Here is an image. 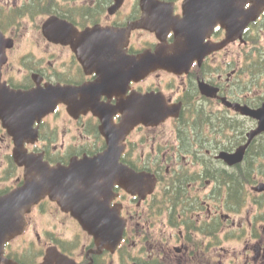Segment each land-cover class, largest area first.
<instances>
[{"label": "flooded vegetation", "instance_id": "obj_1", "mask_svg": "<svg viewBox=\"0 0 264 264\" xmlns=\"http://www.w3.org/2000/svg\"><path fill=\"white\" fill-rule=\"evenodd\" d=\"M185 2L0 0V196L24 182L19 143L52 166L105 154L130 182L100 195L116 214L108 221L124 223L116 247L100 248L71 209L46 195L24 214L0 264H44L49 252L51 264H226L225 240L248 234L255 242L245 245L244 264H264V190L255 188L264 184V132L241 161L222 155L258 126L241 106L264 104L263 57L250 55L264 11L241 38L170 70L159 62L179 38ZM204 5L196 2L189 41L198 49L227 33L220 22L210 29ZM166 109L172 114L159 122L145 116ZM73 202L88 200L77 190Z\"/></svg>", "mask_w": 264, "mask_h": 264}, {"label": "water", "instance_id": "obj_2", "mask_svg": "<svg viewBox=\"0 0 264 264\" xmlns=\"http://www.w3.org/2000/svg\"><path fill=\"white\" fill-rule=\"evenodd\" d=\"M197 1L205 2L203 8L206 10L204 13L209 16L210 29L218 22L227 29L226 38L222 42L200 49L189 43L195 40L191 28L197 15ZM161 5L159 3L156 7L160 8ZM184 9L185 17L178 31L179 38L167 52L162 53L159 62V65L170 70H178L182 65L189 66L196 57L201 58L206 52L219 49L241 38L244 29L257 20L264 11V0H186ZM49 23L50 21L47 22ZM197 50L199 52H196ZM181 56L182 59L179 58ZM241 111L256 118L258 126L248 133V141L235 153H222L223 158L230 164L241 161L252 139L264 132V104L257 109L244 105L241 106ZM171 114L172 112L166 109L146 112L145 116L147 120L155 123ZM104 155L89 160H73L70 166H52L41 156L28 154L19 143L15 150V158L20 165L25 166V176L22 185L0 196V259L5 243L23 231L24 214L46 195L57 199L66 210L71 209L81 225L94 235L100 248L116 247L121 240L124 223L119 219L116 222L108 221L116 218V214L109 209L108 201L100 195L106 197L102 192L108 193L115 182L130 189V182L126 178L128 170L118 164L117 160L106 158ZM154 184L155 178L151 176V186ZM255 188L264 190V184H259ZM77 190L80 191L83 201L88 200L86 204H74L73 197ZM52 249L51 251L55 252ZM49 253L44 264L52 263L50 260L52 253Z\"/></svg>", "mask_w": 264, "mask_h": 264}, {"label": "rangeland", "instance_id": "obj_3", "mask_svg": "<svg viewBox=\"0 0 264 264\" xmlns=\"http://www.w3.org/2000/svg\"><path fill=\"white\" fill-rule=\"evenodd\" d=\"M3 2V4H6V0H1ZM260 36L258 37L259 39V42H258V48H252V51L250 52V55L252 56H255L257 57L259 51H264V25L261 26L260 30ZM250 46H247V51H250ZM261 75H264V73H262ZM264 80V79H262ZM264 145V143L262 144ZM264 159V153H263V156L261 159H259V162ZM259 167V166H258ZM261 175L260 171H256V175ZM258 183H255L254 185H257ZM247 189L249 191H247V194L249 195L248 196V200L250 201L249 202V205L247 206V209H253V206L250 205L251 201H252V196H255L254 195V191L252 190V185H248L247 186ZM36 223L38 224H41V226H50L48 225V223L45 224V221H42V220H37ZM45 224V225H44ZM40 229V227H39ZM64 231V228L61 229ZM73 228L71 227V229L69 228H65V233L67 236H70L73 234ZM255 242V237L252 238L250 236V234H248V236L245 237V239H231V240H225L223 246L226 247V248H229L231 250V253L230 255L228 256V259L226 261V264H244L246 261V257L248 255V251H245L244 250V247L245 245L247 244L248 246H252V244ZM250 255V254H249ZM217 257H218V254H217ZM216 257V259H218ZM218 263V261H217Z\"/></svg>", "mask_w": 264, "mask_h": 264}, {"label": "trees", "instance_id": "obj_4", "mask_svg": "<svg viewBox=\"0 0 264 264\" xmlns=\"http://www.w3.org/2000/svg\"><path fill=\"white\" fill-rule=\"evenodd\" d=\"M251 35L252 34H250V32H248V39H251V40L255 41V38H256L257 35L256 36L252 35V37H251ZM258 57H263V61H264V51H259ZM258 150H260V151H262V153H264V145L259 147ZM254 166H255L254 161L251 158V160L248 161L247 172H251L252 169L254 168ZM247 176H249V175H247Z\"/></svg>", "mask_w": 264, "mask_h": 264}]
</instances>
